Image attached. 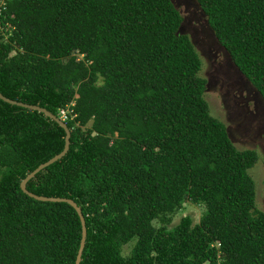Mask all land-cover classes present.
<instances>
[{"label": "trees", "instance_id": "1", "mask_svg": "<svg viewBox=\"0 0 264 264\" xmlns=\"http://www.w3.org/2000/svg\"><path fill=\"white\" fill-rule=\"evenodd\" d=\"M195 1L264 100V0ZM182 23L172 0H0V92L67 110L69 151L27 189L81 207L80 264H264L258 154L211 114ZM64 145L56 122L0 99V264H75V209L20 188ZM187 202L199 222L171 227Z\"/></svg>", "mask_w": 264, "mask_h": 264}, {"label": "rangeland", "instance_id": "2", "mask_svg": "<svg viewBox=\"0 0 264 264\" xmlns=\"http://www.w3.org/2000/svg\"><path fill=\"white\" fill-rule=\"evenodd\" d=\"M172 1L183 17L180 32L190 37L202 60L201 76L207 80L205 99L211 114L225 124L237 149L255 150L258 154L249 174L255 183L256 208L264 212V100L234 66L196 1ZM204 211L203 205L187 202L174 215L170 226H175L184 216H190L196 224ZM132 244L124 247V255Z\"/></svg>", "mask_w": 264, "mask_h": 264}, {"label": "water", "instance_id": "3", "mask_svg": "<svg viewBox=\"0 0 264 264\" xmlns=\"http://www.w3.org/2000/svg\"><path fill=\"white\" fill-rule=\"evenodd\" d=\"M0 99L3 100L4 102L8 103V104L16 105V106H19V107H22V108H25V109H28V110H31V111H37L39 113H42L46 117H48L51 120H53L54 122H56L65 131V145H64L63 151L61 153L55 155L53 158H51L47 162L39 165L34 171L30 172L21 181L20 188H21L23 193H25L26 195H28L29 197H31V198H33V199H35L37 201L67 203V204H69L71 207H73L75 209V211L77 212V214L79 216L80 223H81V241H80V246H79V250H78V253H77L75 264H80L81 260H82V254H83V251H84V248H85V244H86V239H87L86 221H85L84 215L82 213L81 207L72 199L39 196V195H36V194L30 192L27 189V183L29 182L30 179H32L37 173H39L40 171H42L46 167H48V166L52 165L53 163L59 161L61 158H63L67 154V152L69 151V148H70V143H71L70 142L71 131L68 128V126H67L65 121H63L60 117H58L57 115L53 114L52 112H50L49 110H47L44 107H41L39 105H30V104H27V103H23V102H19V101H15V100L9 99V98L5 97L1 92H0Z\"/></svg>", "mask_w": 264, "mask_h": 264}, {"label": "built area", "instance_id": "4", "mask_svg": "<svg viewBox=\"0 0 264 264\" xmlns=\"http://www.w3.org/2000/svg\"><path fill=\"white\" fill-rule=\"evenodd\" d=\"M63 121H65L67 119V110L66 109H62L60 111V116H59Z\"/></svg>", "mask_w": 264, "mask_h": 264}, {"label": "clouds", "instance_id": "5", "mask_svg": "<svg viewBox=\"0 0 264 264\" xmlns=\"http://www.w3.org/2000/svg\"><path fill=\"white\" fill-rule=\"evenodd\" d=\"M59 117V116H58Z\"/></svg>", "mask_w": 264, "mask_h": 264}]
</instances>
